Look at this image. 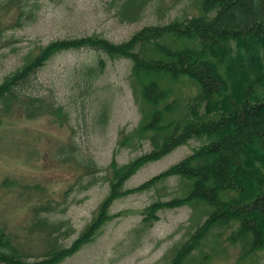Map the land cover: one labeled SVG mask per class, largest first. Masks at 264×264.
Here are the masks:
<instances>
[{
    "label": "rangeland",
    "instance_id": "obj_1",
    "mask_svg": "<svg viewBox=\"0 0 264 264\" xmlns=\"http://www.w3.org/2000/svg\"><path fill=\"white\" fill-rule=\"evenodd\" d=\"M201 1L0 0V79L53 40L98 34L120 43L147 25L201 15ZM131 67V60L112 59L103 51H62L34 80L35 92L55 101L57 110L28 115L14 107L2 117L0 231L9 233L25 259L71 246L110 192L113 160L122 166L153 149L150 133H137L151 107L138 94ZM161 83L173 88L171 100L186 102L198 91L187 77L174 81L163 75ZM208 141L191 138L144 165L124 188L162 173ZM191 188V180L170 176L120 197L110 208L118 216L58 264H169L210 207L192 201L160 210L153 219L145 210L156 200L184 197ZM237 228L236 222L212 228L186 264H264V247L246 254L248 241L232 240Z\"/></svg>",
    "mask_w": 264,
    "mask_h": 264
},
{
    "label": "trees",
    "instance_id": "obj_2",
    "mask_svg": "<svg viewBox=\"0 0 264 264\" xmlns=\"http://www.w3.org/2000/svg\"><path fill=\"white\" fill-rule=\"evenodd\" d=\"M201 5V15L147 25L120 43L98 34L53 40L0 79L1 124L14 107L28 115L57 110L55 101L35 92L34 80L58 53L88 48L112 59H129L137 92L151 107L137 133H150L153 146L122 166L113 160L110 192L71 246L56 247L30 261L9 233L0 231V263L62 262L94 241L106 221L118 216L110 213L117 199L148 190L170 176L191 180L192 188L184 197L152 202L145 210L147 219L192 201H203L210 210L169 264H186L212 228L234 222L238 228L232 240L246 239V254L264 247V0H202ZM105 67L101 60L98 68ZM163 75L174 81L187 77L198 85V91L186 102L171 100L174 90L162 85ZM174 111H179L178 116L168 119V113ZM202 137L209 141L179 162L138 186L124 188L147 163L191 138Z\"/></svg>",
    "mask_w": 264,
    "mask_h": 264
}]
</instances>
